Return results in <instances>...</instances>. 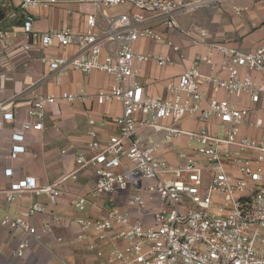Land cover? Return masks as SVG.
Segmentation results:
<instances>
[{"label":"built area","instance_id":"2783aa9c","mask_svg":"<svg viewBox=\"0 0 264 264\" xmlns=\"http://www.w3.org/2000/svg\"><path fill=\"white\" fill-rule=\"evenodd\" d=\"M77 1L95 7L86 15L84 30L70 26L39 30L31 10L62 0H19L22 16L19 11L9 16L0 27V40L9 44L22 36L20 48L25 51L34 41L45 48L73 47L70 54L42 58L58 86L70 68L105 72L112 76L113 83L97 92L35 95L29 101L35 119L12 132L7 159L12 161L26 152V133L42 130L46 107L57 102L119 101L122 114L112 117L119 133L102 143L97 126L105 122L91 118L87 133L95 153L78 155L76 170L44 185L26 176L10 182L0 193L7 202L30 192L55 201L63 194L62 184L77 179L80 169L91 166L96 175L90 192L94 199L126 192L136 183L148 193L132 195L131 204L140 209L135 219L130 212L114 206L102 218L77 219L83 231H93L101 241L113 244L108 254L98 250L95 243L90 245L104 258L102 264H264V135L255 138L242 133L249 109L217 98L203 104L205 84L236 97L246 95L253 103L264 101V43L243 51L220 42L207 44L204 28L196 29L198 35L193 29H185L179 15L205 4L202 0ZM123 3L131 5L130 13L107 15L105 8ZM20 16L18 28L15 21ZM158 27L184 33L194 44H207L206 51L197 53L190 66L168 79L166 95L151 94L138 80L142 63L154 62L164 68L177 62L172 54L138 50L136 44L142 40L164 43L185 59L181 45ZM217 55L224 59L225 77L216 72ZM203 65H208L210 72L204 73ZM16 98L0 101V111L7 121L15 120ZM186 117H197L202 126L182 128L179 124ZM214 123L218 127L212 129ZM263 124L261 117L256 118V127ZM149 130L163 135L158 138ZM183 137L188 142L178 155L179 161L170 162L163 154L166 143ZM3 172L8 177L14 174L11 166ZM72 202L84 210L91 201L87 196L74 195ZM45 211L46 206L37 200L26 215ZM27 217L5 214L0 218L1 226L24 233L15 250L18 258H23L32 240L40 237L39 229ZM53 219L61 222L57 213ZM50 231V226L42 229L43 233Z\"/></svg>","mask_w":264,"mask_h":264},{"label":"crops","instance_id":"0c3cea01","mask_svg":"<svg viewBox=\"0 0 264 264\" xmlns=\"http://www.w3.org/2000/svg\"><path fill=\"white\" fill-rule=\"evenodd\" d=\"M234 1V0H230ZM5 15L0 21V27L7 22L13 12L19 11V0H3ZM75 2L79 5L81 13L70 10L68 3ZM12 4L13 11L8 12L6 7ZM254 3H247L245 8L248 10ZM259 5V4H258ZM237 9L239 5H235ZM95 10L90 4H82L77 0H62L61 3L50 7H38L31 10L35 17L37 29L47 31L54 28L70 26L76 30H84L86 27V15ZM239 12V11H237ZM260 12L261 18L256 11L249 13V18L253 19V29H249L247 22L235 18L230 20L222 17L218 20L224 23V29L218 34L206 29L197 23H185L187 14L179 15L180 24L185 29L204 28L208 32L206 43L220 42L229 47L239 48L243 51H251L260 44L264 43V15ZM20 13L19 11V15ZM21 16L15 21L16 27H20ZM165 32L176 43L180 44L185 59H180L178 54L164 43L152 40H142L136 44V48L144 52H156L172 54L177 62L164 68L159 67L154 62L141 64V73L138 80L153 95H166V83L168 79L181 74L190 64L197 53H204L206 45L194 44L190 37L177 30L164 29ZM164 29V30H162ZM218 36V37H217ZM224 36V37H223ZM23 41L22 36L15 37L11 43L6 44L0 40V101L16 98L14 110L15 120L7 121L0 111V189L9 186L10 182L26 177L33 176L39 185L57 182L64 173L72 172L77 169V156L85 154L91 156L95 153L90 148L91 137L88 135L89 121L91 118L98 122H105L104 125L97 126L98 137L104 143L111 135L119 133V127L112 121V117L122 114V104L119 101H111L105 104L95 102L86 103H67L57 102L46 107L44 128L42 130H31L26 133L27 149L18 158L10 161L7 155L11 149V135L13 131L22 130L26 121L34 120L30 99L38 94H52L61 91L70 92H97L100 89H108L113 83L111 75L102 71L83 72L76 69H69L68 74L63 76L62 84L58 86L52 76H49L48 65L42 61L44 57L60 56L70 54L73 47L53 46L42 47L37 41L32 42V48L25 51L20 48ZM155 42V41H154ZM216 72L226 76L223 70V57L217 55ZM204 73L210 72L208 65L202 66ZM256 76L260 74L255 72ZM205 98L203 104L206 105L210 98L226 100L239 107L250 110L248 121L242 126V133L251 137L260 138L264 135V124L256 127V118L261 117L264 121V101L253 103L246 95L236 97L229 94L226 90L215 89L208 84L204 87ZM169 123V120H165ZM184 129H198L202 123L197 117H186L180 124ZM212 129L217 128L216 123L211 124ZM151 134L161 138L162 132L149 130ZM188 142L187 137L166 143L164 156L173 163L179 161L178 155L185 149ZM11 166L14 174L8 177L4 174V168ZM96 175L91 166L79 170L78 178L70 180L61 185L63 194L55 201L48 195H37L35 193H25L13 202H7L3 193H0V218L5 214L19 215L27 217L26 212L33 201H41L46 206V211L27 217L29 221L39 229V238L32 240L31 246L23 258L15 255V250L19 240L24 233L20 230L14 231L8 227L0 225V264H102L104 258L97 254V250L90 248L91 244H96L98 250L108 254L113 248V244L101 241L95 232L83 231L77 222L79 218H102L112 207H116L122 212H130L133 219L140 215V209L131 204L133 194L148 193L142 189L141 184H133L131 188L113 196L103 195L98 199L90 197V192L94 188ZM74 195L87 196L90 199L86 209L79 210L73 204ZM153 204H150L152 206ZM61 216V222L53 219V214ZM46 226L51 227V231L43 233L42 229ZM82 235V236H81ZM61 238V240L59 239Z\"/></svg>","mask_w":264,"mask_h":264},{"label":"rangeland","instance_id":"374dc122","mask_svg":"<svg viewBox=\"0 0 264 264\" xmlns=\"http://www.w3.org/2000/svg\"><path fill=\"white\" fill-rule=\"evenodd\" d=\"M195 1V0H193ZM197 1V0H196ZM206 1L205 4H202L201 6L197 7L196 9L192 10L189 13H186L185 16V23H197L201 26H204L206 29L212 31L214 34H218L222 32L224 29V23L218 19L222 17H226L230 20H233L235 18L249 20L247 22L249 29H253V19L249 18V13L256 11L257 16L261 18L260 10L264 15V0H202ZM256 3L255 5L252 4L250 6V9L248 10L245 8V5L247 3ZM71 7V11L74 10L79 11L81 13L79 5H77L75 2L68 3ZM235 5H239L240 11L237 12V9L234 7ZM259 4V5H258ZM131 5L127 3L119 4V5H113L111 7H107L106 12L107 15L113 16L118 15L121 13H130L131 12ZM7 11L10 13L13 11L12 4L8 5L6 7ZM219 17V18H218ZM218 18V19H217ZM264 23V22H263ZM165 29V28H164ZM162 29V30H164ZM172 30V29H170ZM218 37V36H217ZM224 37V36H223ZM153 45L156 44V42L152 41ZM222 132V128H221Z\"/></svg>","mask_w":264,"mask_h":264},{"label":"water","instance_id":"95a60500","mask_svg":"<svg viewBox=\"0 0 264 264\" xmlns=\"http://www.w3.org/2000/svg\"><path fill=\"white\" fill-rule=\"evenodd\" d=\"M3 4H4L3 0H0V21H1L2 17L5 15Z\"/></svg>","mask_w":264,"mask_h":264}]
</instances>
